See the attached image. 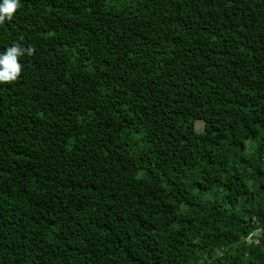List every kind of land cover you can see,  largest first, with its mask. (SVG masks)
Segmentation results:
<instances>
[{
	"label": "trees",
	"instance_id": "obj_1",
	"mask_svg": "<svg viewBox=\"0 0 264 264\" xmlns=\"http://www.w3.org/2000/svg\"><path fill=\"white\" fill-rule=\"evenodd\" d=\"M13 44L0 264H264V0H19Z\"/></svg>",
	"mask_w": 264,
	"mask_h": 264
},
{
	"label": "clouds",
	"instance_id": "obj_2",
	"mask_svg": "<svg viewBox=\"0 0 264 264\" xmlns=\"http://www.w3.org/2000/svg\"><path fill=\"white\" fill-rule=\"evenodd\" d=\"M19 0H0V24L10 21L17 10ZM32 50H25L17 44H13L3 52H0V85L14 82L21 72L19 58L31 55Z\"/></svg>",
	"mask_w": 264,
	"mask_h": 264
},
{
	"label": "rangeland",
	"instance_id": "obj_3",
	"mask_svg": "<svg viewBox=\"0 0 264 264\" xmlns=\"http://www.w3.org/2000/svg\"><path fill=\"white\" fill-rule=\"evenodd\" d=\"M197 126H198V127H201V124H197ZM257 144H258V142H256V141H254L253 143H251V146L249 147V150H250V148H251L252 146L257 145Z\"/></svg>",
	"mask_w": 264,
	"mask_h": 264
}]
</instances>
